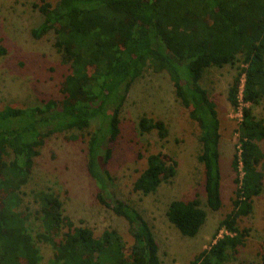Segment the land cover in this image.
Here are the masks:
<instances>
[{
  "label": "trees",
  "instance_id": "trees-1",
  "mask_svg": "<svg viewBox=\"0 0 264 264\" xmlns=\"http://www.w3.org/2000/svg\"><path fill=\"white\" fill-rule=\"evenodd\" d=\"M37 7L42 18L31 34L39 39L53 32V45L69 71L60 82L59 101L0 110V264H161L148 221L134 206L112 197L106 183L123 105L133 82L148 68L169 75L176 99L198 122L206 205L217 211L223 205L220 119L200 81L210 67L236 66L227 91L233 108L242 104L231 162L237 174L232 209L219 222L210 245L186 264H222L237 253L249 235L239 220L253 211L264 187L259 145L264 120L254 112L264 100V0H41ZM92 122L97 127L89 131ZM138 127L142 133L155 130L161 140L169 135L160 118L143 115ZM75 129L88 135L86 168L97 183V199L127 221L132 243L127 246L115 228L96 236L89 226L76 225L64 213L59 195L40 190L34 196L42 231L35 237L54 249L42 263L29 219L18 209L21 187L30 178L44 139ZM176 172L172 156L150 154L133 190L153 193ZM166 215L182 235L194 237L207 211L198 197L173 199ZM262 244L258 264H264V239Z\"/></svg>",
  "mask_w": 264,
  "mask_h": 264
},
{
  "label": "rangeland",
  "instance_id": "rangeland-1",
  "mask_svg": "<svg viewBox=\"0 0 264 264\" xmlns=\"http://www.w3.org/2000/svg\"><path fill=\"white\" fill-rule=\"evenodd\" d=\"M55 2L56 0H47ZM41 0H0V110L31 108L46 100H60V82L68 73L60 53L53 45L54 33L34 38L31 29L41 21L37 5ZM236 66L208 68L200 84L215 101L220 119V164L222 207L213 211L206 205L204 166L198 160L201 152L198 122L189 117L188 109L176 99L174 86L165 72L148 68L132 84L120 114L121 132L107 163L110 194L134 206L148 221L159 245L161 264H186L213 241L219 222L232 209L236 173L231 167L237 145L236 128L241 119V106L233 108L227 91L236 74ZM255 114L264 120V100L254 106ZM163 119L169 135L161 140L155 130L142 133L141 116ZM97 127L92 122L89 131ZM75 136L76 138H73ZM87 133L71 130L46 137L34 158L28 182L21 187L18 209L28 217L29 231L45 263L54 249L48 242L37 240L42 231L37 210L40 205L34 193L40 190L59 195L64 213L76 224L87 225L96 236L109 228L117 229L127 246L132 243L127 221L97 199V183L86 168ZM264 152V140L259 142ZM162 151L177 162L174 177L160 184L150 194L133 190V183L147 166L150 154ZM198 197L207 218L198 234L184 236L168 220L167 207L173 199ZM240 228L249 235L239 251L222 264H258L264 239V187L254 199L253 211L239 220ZM224 229L218 231V236Z\"/></svg>",
  "mask_w": 264,
  "mask_h": 264
},
{
  "label": "built area",
  "instance_id": "built-area-1",
  "mask_svg": "<svg viewBox=\"0 0 264 264\" xmlns=\"http://www.w3.org/2000/svg\"><path fill=\"white\" fill-rule=\"evenodd\" d=\"M220 236H221V234H220Z\"/></svg>",
  "mask_w": 264,
  "mask_h": 264
}]
</instances>
